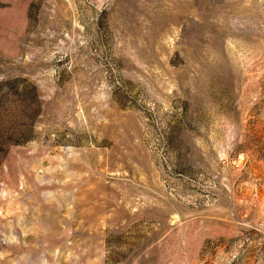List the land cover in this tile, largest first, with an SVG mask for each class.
Segmentation results:
<instances>
[{
    "label": "rangeland",
    "instance_id": "obj_1",
    "mask_svg": "<svg viewBox=\"0 0 264 264\" xmlns=\"http://www.w3.org/2000/svg\"><path fill=\"white\" fill-rule=\"evenodd\" d=\"M0 264H264V0H0Z\"/></svg>",
    "mask_w": 264,
    "mask_h": 264
}]
</instances>
